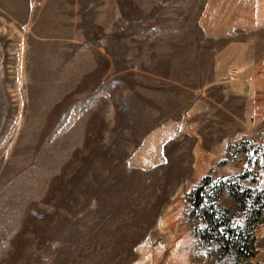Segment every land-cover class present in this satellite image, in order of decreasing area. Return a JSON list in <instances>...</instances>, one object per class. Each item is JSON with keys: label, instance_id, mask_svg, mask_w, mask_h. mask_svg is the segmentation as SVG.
I'll return each instance as SVG.
<instances>
[{"label": "rangeland", "instance_id": "1", "mask_svg": "<svg viewBox=\"0 0 264 264\" xmlns=\"http://www.w3.org/2000/svg\"><path fill=\"white\" fill-rule=\"evenodd\" d=\"M38 1L0 0V264H264V0H77L94 66L49 112Z\"/></svg>", "mask_w": 264, "mask_h": 264}, {"label": "crops", "instance_id": "2", "mask_svg": "<svg viewBox=\"0 0 264 264\" xmlns=\"http://www.w3.org/2000/svg\"><path fill=\"white\" fill-rule=\"evenodd\" d=\"M63 3L71 5L72 0H39L38 2L30 3L29 8L33 16H29L30 18L27 17L23 21L25 31L21 38L22 58L20 63L24 69V82L27 86L28 98L34 96V93H30L31 89L37 85L39 87L43 86V80L39 76L44 74L43 69H45L44 66L46 65L42 60H48V55L42 52L40 44L49 43L54 45L58 43L57 45L59 46L56 49L50 48L57 53L56 58L48 64V66L59 67L56 76L60 77L66 68L69 69L66 73L68 74V78L66 80L60 79L56 82L58 83V88L55 87V94L50 96L55 101L47 109L48 112L50 108L56 105L57 101L64 98L68 92L73 90L80 81V77L94 66V47L96 46L84 37V33L81 30L79 25L80 18L76 10L77 0L74 1V11L71 9L68 12L65 8H61L60 5ZM35 10H37L36 13ZM64 12L70 14L72 18L74 16L73 23H67L69 18H66L67 15ZM51 13L52 16L50 17ZM45 20H49V23L52 20L54 24L53 28L49 26L50 30L46 29L44 27ZM66 27H69V35L66 32ZM64 56H66L65 59ZM44 76L46 77L47 75ZM38 78L39 81H36ZM47 80L51 81L50 76ZM63 85L66 90L61 92L59 86L63 89ZM56 90H58V93H56ZM47 111L45 114L48 113Z\"/></svg>", "mask_w": 264, "mask_h": 264}, {"label": "trees", "instance_id": "3", "mask_svg": "<svg viewBox=\"0 0 264 264\" xmlns=\"http://www.w3.org/2000/svg\"><path fill=\"white\" fill-rule=\"evenodd\" d=\"M245 140L246 139H242L238 143H243ZM229 153H231V152H227V154H229ZM251 164H252V167H251L252 171L258 170L259 164H258L256 158H253V160L251 161ZM245 175H247V174H242L241 176H245ZM201 187L202 186H201V184L199 182H197L195 184H192L189 187L187 193L185 194V202H186L187 207L189 209V211L187 212L188 217H189V213L191 214L194 211V205H193L194 202L192 203V200H194L195 198H199V193H200ZM252 191L253 190H251L249 188H245L244 194H246L247 196L252 197V201L254 203H256V202L259 201V194H254V195L251 196ZM239 197H242V194L238 195V198ZM263 215H264V210L259 209V210L256 211V215L251 220L254 221V224L256 225V223L260 222V220L262 219ZM251 220H249V221H251ZM256 264H263V263L261 261H257Z\"/></svg>", "mask_w": 264, "mask_h": 264}]
</instances>
